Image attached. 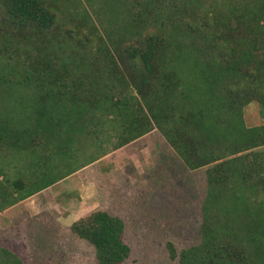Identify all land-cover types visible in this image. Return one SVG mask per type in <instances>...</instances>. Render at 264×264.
Instances as JSON below:
<instances>
[{"label": "trees", "instance_id": "1", "mask_svg": "<svg viewBox=\"0 0 264 264\" xmlns=\"http://www.w3.org/2000/svg\"><path fill=\"white\" fill-rule=\"evenodd\" d=\"M89 3L100 29L81 0H0V150L28 164L0 179V213L72 175L59 168L107 123L113 151L156 130L205 172L200 243L167 242L168 258L264 264V0ZM251 103L260 125L245 123ZM69 230L96 264L130 256L124 221L105 210ZM0 264L23 262L0 248Z\"/></svg>", "mask_w": 264, "mask_h": 264}, {"label": "rangeland", "instance_id": "2", "mask_svg": "<svg viewBox=\"0 0 264 264\" xmlns=\"http://www.w3.org/2000/svg\"><path fill=\"white\" fill-rule=\"evenodd\" d=\"M81 1L83 6L76 9L87 13L100 29L90 0ZM258 113L256 103L245 108L247 126L260 122ZM102 131L101 142L85 140L76 145V153L59 168L62 175H72L22 201L8 212L9 220L0 222V244L25 264H96L92 246L69 230L73 222L95 210L124 221L130 256L122 264H177V259L168 258L167 242L177 253L200 243L204 168L187 170L156 130L115 151L116 132L109 123ZM42 154L38 151L37 159ZM23 157L0 150V179L13 180L28 167Z\"/></svg>", "mask_w": 264, "mask_h": 264}, {"label": "crops", "instance_id": "3", "mask_svg": "<svg viewBox=\"0 0 264 264\" xmlns=\"http://www.w3.org/2000/svg\"><path fill=\"white\" fill-rule=\"evenodd\" d=\"M259 118H260V117H259ZM260 124H261V119H260V122H259L257 125H260ZM255 126H256V125H255ZM191 172H193V171H191ZM20 203H21V202H20ZM18 204H19V203H18ZM18 204H16V205H14V206H12V207H10V208L4 210L3 212H1V213H0V222L5 221V220H7V219L9 220L10 217H8V212H9L13 207L17 206ZM113 216H115V215H113ZM51 246H52L51 244L46 245V247H47L48 249H50ZM0 248H4V249L8 250V247H6V246H4V245H1V244H0ZM8 251H10V250H8ZM10 252H11V251H10ZM11 253H13V252H11ZM13 254H15V253H13ZM15 255H16V256H17V257L23 262V264H25L21 257H19L17 254H15Z\"/></svg>", "mask_w": 264, "mask_h": 264}]
</instances>
